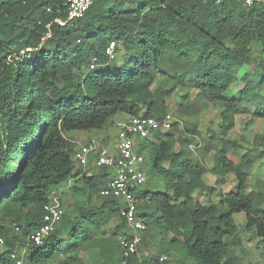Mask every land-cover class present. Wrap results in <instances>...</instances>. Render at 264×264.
Listing matches in <instances>:
<instances>
[{
	"label": "trees",
	"instance_id": "trees-1",
	"mask_svg": "<svg viewBox=\"0 0 264 264\" xmlns=\"http://www.w3.org/2000/svg\"><path fill=\"white\" fill-rule=\"evenodd\" d=\"M56 18H66L61 0H0V264H14L11 253L26 244L28 264L58 255L69 263L113 216L119 219L115 232L124 228L121 236L128 237L117 201L98 196L106 170L74 166L73 136L102 130L118 114L160 120L171 105L177 118L171 129L154 132L139 146L147 150V174L164 191L139 189L144 205L138 216L167 234L192 264H264L262 256L252 260L233 217L244 214V232H253L264 249V178L247 184L264 161V130L240 156V142L226 138L236 117L243 131L264 120V6L244 7L235 0H94L79 20L59 26ZM47 25L50 38L38 50L7 63L9 54L37 48ZM111 43L115 53L123 51L122 63L108 65L105 50ZM251 65L252 71L239 74ZM180 90L179 100L169 103ZM208 106L220 112L216 136L203 135L193 124L180 128V120ZM211 153L206 168L203 160ZM207 173L222 185L231 175L235 185L203 205L194 194L215 191L203 178ZM71 178V194L95 197L98 207L79 208L72 219L64 213L42 246L28 244L41 225L43 206ZM117 252L119 264L118 242ZM130 264L150 263L135 257Z\"/></svg>",
	"mask_w": 264,
	"mask_h": 264
},
{
	"label": "built area",
	"instance_id": "built-area-1",
	"mask_svg": "<svg viewBox=\"0 0 264 264\" xmlns=\"http://www.w3.org/2000/svg\"><path fill=\"white\" fill-rule=\"evenodd\" d=\"M66 8V18L54 20L59 26L84 17L92 6L94 0H61ZM219 4L222 0H212ZM244 7L264 6V0H235ZM50 12L49 9H47ZM47 33L41 39L37 48H25L18 53L14 52L7 57V63H14L26 59L31 53L38 50L44 41L50 38V25L46 26ZM115 44L111 43L105 50L109 60L114 59ZM93 68V66H91ZM174 120L170 114L163 119L156 120L145 116H127L116 121L114 140L110 143L105 140L91 138L85 144L76 147L72 154V161L76 168L85 170L90 164L94 170L104 169L108 173L106 185L99 190L100 198H111L117 201L118 216L125 223L128 237L120 236L118 239L121 250L119 264H130L132 258H138V249L148 231L146 222L138 216V206L141 200L138 198L139 189L147 182L145 171L146 161L149 163L145 151H139L140 144L150 139L154 132H167L171 129ZM193 148V147H192ZM150 168V164H149ZM149 170V169H148ZM72 178L65 182V186L71 184ZM64 187L57 188L43 206L41 225L27 238V243L35 247L43 245L60 224L65 207L63 205ZM18 231V228H15ZM3 240L0 238V246ZM14 264H25L22 257L16 252L11 253ZM166 256H161L159 262H165Z\"/></svg>",
	"mask_w": 264,
	"mask_h": 264
},
{
	"label": "rangeland",
	"instance_id": "rangeland-1",
	"mask_svg": "<svg viewBox=\"0 0 264 264\" xmlns=\"http://www.w3.org/2000/svg\"><path fill=\"white\" fill-rule=\"evenodd\" d=\"M123 51L117 50L114 52V59H112L108 65L122 63ZM253 70L254 66L251 65L249 67H244L240 70L239 74L245 70ZM238 85L235 86V88ZM234 90V85L233 89ZM180 93L182 90L178 91L174 94L169 103L177 102L180 98ZM168 114H170L175 121L177 118L174 113V105H171L168 110ZM127 116L124 114L116 115L110 123H108L103 129L99 132L96 131L94 134L90 135H74L73 138L75 141H79L82 144H85L91 138H97L101 140H105L104 142L110 143L114 140L115 136V123L121 119L126 118ZM242 118H235V128L227 133L226 138L230 140H235L240 142L243 146L238 155H242L247 149L248 145L251 143L253 136L258 133H262L264 130V120H257L254 123L250 124L246 131L242 130ZM180 128L185 124H193L196 125L198 130L205 136H216L222 130V123L220 118L219 109L213 106H208L206 109H203L202 112L193 117H185L179 121ZM94 132L90 131L89 133ZM200 140V139H199ZM199 142V141H198ZM201 142V140H200ZM195 156H199V151L196 150ZM147 150L144 152V156L146 157ZM213 153L206 156L203 160V163L206 168H208L211 164ZM233 159V158H232ZM92 169V168H91ZM149 169V163L146 161L145 163V171L147 172ZM96 170L92 169L90 172L94 173ZM255 176H262L264 178V161L254 170L252 178L247 180V184L249 187L252 186L253 179ZM147 182L142 186V189L149 188L152 192H162L164 191V186L162 182L153 176L152 173L147 174ZM206 183L213 188L215 191L212 194L209 193H195L194 196L202 203L203 205H208L211 203H215L219 199L220 192H225L231 190L234 185V178L231 175H227L225 177L226 185L219 184V179L212 176L210 173H207L203 176ZM63 186V185H62ZM69 186V185H68ZM65 195L63 197V204L65 207V214L70 218H74L77 209L79 208H92L98 207L99 201L95 197L87 198L85 196L76 194H71L72 184L69 187L63 186ZM61 187V188H63ZM68 188V189H67ZM141 204L144 205L142 202ZM153 208V205H151ZM234 220L237 223L240 236L243 239L244 247L249 251L252 260H259L260 257H264V249L261 245L257 244V239L253 232H244V214L237 213L234 214ZM119 225V219L117 216H113L110 221L101 227L100 230L93 234V239L91 241L86 242L81 248L76 252V260H72L71 262H65L66 258L62 255L56 256L53 260L42 262L39 264H118V252H117V242L119 237L122 235L124 228L119 232H115V228ZM27 245V244H26ZM19 247L16 251L17 255L23 258L25 264L27 262V256L29 254V247L27 246ZM4 250V246H0V253ZM161 256H166L167 260L165 262H159V258ZM140 260H146L150 264H192L190 261H187L182 254L176 249V247L170 244V239L167 234H161V232L154 227L153 225H149L148 231L143 239L142 244L138 249V263Z\"/></svg>",
	"mask_w": 264,
	"mask_h": 264
},
{
	"label": "crops",
	"instance_id": "crops-1",
	"mask_svg": "<svg viewBox=\"0 0 264 264\" xmlns=\"http://www.w3.org/2000/svg\"><path fill=\"white\" fill-rule=\"evenodd\" d=\"M106 129V128H105ZM105 129H103V130H105ZM102 130V131H103ZM100 131V130H99ZM99 131H97V132H99ZM101 132V131H100ZM94 133H96V131H94V132H91V133H89V132H76V133H74V135L76 136H78V135H80V136H82V135H84V134H86V135H90V134H94ZM76 142V147H78L79 145H81L82 143L81 142H79V141H75ZM72 183L71 184H73L74 183V178H72ZM65 184V182L64 183H62V184H60L57 188H61V187H63V186H65L64 185ZM71 184H69V186L71 185ZM63 185V186H62ZM69 186H66V187H69ZM68 189V188H67Z\"/></svg>",
	"mask_w": 264,
	"mask_h": 264
}]
</instances>
